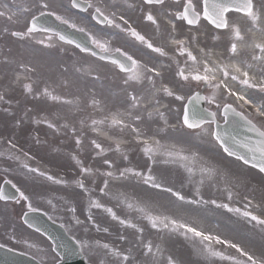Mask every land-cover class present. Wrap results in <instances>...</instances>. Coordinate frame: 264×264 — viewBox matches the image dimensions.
<instances>
[{"label":"snow or ice","instance_id":"obj_1","mask_svg":"<svg viewBox=\"0 0 264 264\" xmlns=\"http://www.w3.org/2000/svg\"><path fill=\"white\" fill-rule=\"evenodd\" d=\"M141 2L143 5L141 19L154 26L156 37L161 40L159 45L141 34L123 14L118 15L116 11H109L110 7L116 6V0H112L111 5L105 3L104 7L93 3V0H70L72 9H78L80 12L88 14L90 21L94 22L97 31L100 33L99 36L58 15L55 11L54 2H50V0H34V6L40 16L54 17L60 24L84 33L92 44L93 49H98L102 54L101 59L109 60L119 68L120 72L127 73L124 78L125 85H151V88L145 89V96L128 93L130 104L125 111H118L101 119L90 117V125L83 120L80 121L82 128L87 127L95 136H102L110 141V146L106 149L96 138H91L92 148L98 150L96 156L105 155L107 151H112L120 154L123 161L128 162L129 157L122 145L132 144L147 158L146 171L128 166L115 168L114 161L105 158L103 164L107 166L108 171H100L99 173L100 176L104 177L103 186L99 188L100 195H110L111 181L133 179L148 188L170 194L175 201L180 202L182 205L211 204L217 209L237 214L251 223L253 227H258L261 233L264 234V213L260 215L254 213L252 199H247L243 210L239 207H232L230 203L218 202L216 199H203L199 188L196 189L193 198L188 199L181 192L168 186L163 178L157 179V176L153 174L156 166L175 163H180V166L184 167L190 176L193 175L194 168L188 166V164L195 160V154L187 155L182 150L177 151L174 146L162 144L159 139H156L157 135L166 132V128H161L158 132L149 135L141 127L145 123V113L148 120L159 117L165 125H168L164 113L158 107H155V105L159 104V100L156 99L158 94L162 93L164 96L172 97L176 101L184 102L187 100V103L183 104V113L177 121L180 127L190 133L194 132L196 135L209 137L210 140L215 141L228 157H234L236 161L241 162L249 170H254L257 174L264 176V0H259V2L257 0H141ZM123 5L130 9L136 6L134 3H130L129 0H123ZM23 12L30 14V19L24 22V27L10 32L5 27V33L11 37L24 40L26 38L34 39V33L36 32L47 33L50 31L48 28L37 27L36 21L38 17L32 13L30 7L23 8ZM5 17L7 21L12 23L20 21V15L16 11L8 14L0 11V18ZM158 17L164 19L168 25L167 29H161V22ZM239 18H243L246 21V27L241 28L235 22ZM176 22H181V24L187 26V31L183 38L177 36L179 29ZM202 22H207L213 29L221 30V34L227 37L228 44L224 52L217 55L211 50L200 47L199 27ZM105 28L123 33L126 37L150 50L151 53L176 64V82L172 84L164 82L161 68L157 67L156 64L141 62L120 47L114 50L110 48V41L104 39L108 35L103 31ZM58 38L66 43H73L65 35L61 34ZM46 39L50 41L51 37H46ZM214 39H219V36L214 37ZM35 43L42 44L45 48L54 47L52 43H45L44 40H35ZM168 45L174 46L172 50L175 55H169V52L165 50ZM77 47H80L81 52L88 51L86 47H81L79 44H77ZM118 57L123 59H118ZM5 63H8V61L6 60ZM156 63L158 64L159 61ZM18 68L20 74L16 76L17 81L21 79V75L30 78L29 74L36 71L34 67L27 64H20ZM77 71H80V69H77ZM97 78L93 76V79ZM157 78H160L159 86H157ZM177 84L181 87L187 86L190 89L193 86L198 88L206 87L209 90V95L188 94L186 96L180 94L176 90ZM65 86H67V82H65ZM23 87L25 92L32 93L31 85L25 84ZM43 96L57 103H72L70 100L53 95L47 88L44 89ZM35 98L39 99L40 96L36 95ZM146 100H148L147 103L145 102ZM152 101L155 103L153 104ZM200 101L206 102L209 106L214 105L215 110H211V107L203 110H194L192 106ZM0 102L10 103L3 94H0ZM92 104L99 108V102L95 99H93ZM150 107L153 110H149ZM4 111L7 112L8 110L5 109ZM221 120H223L224 124L230 125L236 135L231 133L222 135L217 130L220 127ZM44 122L47 123L49 129L57 130L55 123L47 120ZM19 124L20 122L17 121V127H19ZM60 127L68 128V125L63 124ZM171 127L175 129L177 125H172ZM72 132L75 135L76 129L72 128ZM113 132L121 135L114 136L112 135ZM241 133L243 134L242 139L239 138ZM124 136L130 137V139H124ZM82 143L81 137L77 136L75 139L77 149L82 147ZM111 145H114V147ZM9 146L12 148L16 147L11 142H9ZM236 147L243 148L244 152L235 151L234 148ZM24 155L31 159L28 153H24ZM71 159L79 167L80 177H84L75 179V187L85 195H88L89 207L102 209L111 216L112 220H118L120 225L134 229L137 233H142L143 228L126 219H121L113 212L112 208L106 207L98 199H93L89 195L90 190L86 186L85 178L92 175V169L83 166L76 156H72ZM21 167L26 169L27 173L44 177L47 181L57 185H67L66 181L54 179L52 175L41 171L39 168L31 167L26 163L22 164ZM199 172L202 177L200 184L204 183V177L212 178L217 174L216 169L206 166H201ZM240 178L242 177H238V179ZM221 179L225 180L226 174H221ZM243 179L245 183L248 182L247 178ZM92 183H95V181L93 180ZM13 187L16 186L13 185ZM224 190L227 191V200L231 201L233 199L231 189L226 186ZM16 191L19 193L17 203L29 201V197L24 191L18 187ZM259 191L261 203L264 204V180L259 186ZM9 198V196L5 195L3 188L0 187V201L8 200ZM128 207L132 208L133 205L128 204ZM28 208L29 211H35L30 202L28 203ZM137 210L144 214V219L148 221L151 228L167 230L184 236L185 239L191 238L194 242H199L201 254L215 258L213 264H215V261H220L222 264L223 262H227V264H264V251L256 254L240 243L221 238L219 235L207 234L195 225L182 222L179 219L168 216H154L145 212L142 208ZM70 211L75 212V209H70ZM25 216H27V213H25ZM88 220L94 223L91 215ZM76 223L79 224L80 221L77 220ZM104 231L107 232V229L105 228ZM121 239H124V237H121ZM214 245L234 250V254H225L223 251L217 250ZM28 247L31 248L33 245L29 244ZM80 247L82 249L94 247L103 250L105 255L115 258L116 264H129L133 260L129 252L121 251L108 243H101L99 240L95 241L94 245H90L87 241H82ZM3 248L4 245L0 244V249ZM52 250L55 251V249ZM40 251H43V249ZM157 253H162L159 245L154 250L151 243L144 244L142 255L145 260L141 264H160L156 260ZM164 264H177V262L174 257L168 256Z\"/></svg>","mask_w":264,"mask_h":264},{"label":"rangeland","instance_id":"obj_2","mask_svg":"<svg viewBox=\"0 0 264 264\" xmlns=\"http://www.w3.org/2000/svg\"><path fill=\"white\" fill-rule=\"evenodd\" d=\"M10 1L15 6V11L19 13L20 21L15 25H11L0 20V33L5 27H7L9 31L12 29L20 30L24 27V22L30 14L23 12V8L30 7L34 14L38 12L34 6V0ZM50 2L55 3V10H59L65 6L63 0H50ZM257 2H259V0H257ZM4 5L10 10L6 0H0V6L7 11ZM66 10L68 15L77 18L73 19L75 24H80L79 16L69 11L67 5ZM2 35L3 37H1ZM35 40H44V37L34 34V39L26 38L25 40L19 41L11 38V36L5 32L4 34H0V94H3L6 100L13 102L15 97L22 93L21 90L18 89L19 82L22 79L19 81L16 80V76L20 74L17 64H27L34 67L37 70V76H33L32 74L31 76L35 78L36 82L37 89L35 95L27 94L26 92L24 97L19 99L18 103L14 104V107L19 111L24 106L27 108L32 107L33 112L40 115L41 110L47 108L45 106H49L52 108L51 111L55 116V119L51 122L54 121L53 123L57 125L60 119H62L67 125L75 128L76 133L74 135L72 130L60 127H57V130L49 129L43 126V120H40V125L34 126L30 124L32 121L31 115H21L20 121H22V124H20V129L17 128L14 130L12 135V128L14 127L13 122L0 111V178L2 176L8 177L13 182L17 183L18 187L29 197V201H24L19 205L0 204V235H4V237L5 235L7 237L12 236L16 239V242L17 238L20 239V243L14 242V244L27 248L30 251L32 250L45 264H52L56 258L48 250L45 241L23 230L21 225L16 221L20 212L28 203L30 202L33 204L36 201L38 205L47 209L54 218L63 222L69 228V232L80 243L82 241H87L90 245H94L97 240L101 243H108L112 247H119L121 251L129 252L130 256L133 257V260L130 261L129 264H141V262L145 260L142 251L143 245L146 244L147 234L144 233V231L142 233H137L134 229H129L120 225L118 220H112L111 216L102 209L90 208L89 203L87 202L85 204L86 201L83 202L82 200L84 196L88 198V195L81 193L75 185H70L72 183L71 179L66 181V186L64 184L54 185V183H48L45 180L35 177L37 176L36 174L27 172H25V174L22 173L23 168L21 165L23 162H17L19 158L27 160L41 171L68 177V175L73 172H79V167L70 157L71 155H75L83 166L92 169V175L85 178L88 179L87 188L96 189L93 185L97 184L99 187H102L103 177L100 175L95 177V174L100 171H108L107 166L103 164L105 158L114 161L115 168H120L123 165L145 168L147 162V158L143 153L132 149L133 145L129 146L126 150V154L129 157L128 162L123 161L120 154L112 151H107L105 155L96 156L98 150L93 149L90 143L91 138H95V136H92L89 128H82L80 124V121L83 120L86 124L90 125V117L95 118V107L92 104L94 94L104 101L99 107L100 112L111 114L118 111L123 112L128 109L130 101L127 94L133 93L131 86L126 85L124 87L125 94L123 97H121L122 90H118L120 99L115 98L111 96L110 92L102 84H94L93 75L90 73L94 71L95 65L87 56L80 54L70 46L62 45L53 40L49 41L54 45L52 48H45L42 44H36ZM227 44L223 45V47H219L221 49L225 48ZM6 60L8 63H5ZM77 69H80V71H77ZM65 82H67V86H65ZM94 85L96 89H94ZM44 88L50 90V93L53 95L59 96L65 100H70L72 103H57L43 96V94L40 93ZM36 94L42 95L40 100L35 98ZM79 99L80 102L78 101ZM106 110H108V112ZM164 117L170 123L174 120L166 114H164ZM161 121L163 124V120L158 118L155 121H145L142 125L145 126L146 124L148 128L145 129L148 134L151 135L157 132L156 127ZM2 129L4 130L3 137L1 134ZM113 133L118 136L121 135L120 133ZM30 136H36L37 139H32ZM77 136H80L83 141L82 147L79 149H77L75 145ZM157 136L161 142L174 144L187 155L188 151H196L199 154L197 158L200 157V159L207 161L206 163L210 168L216 169L217 174L210 178L212 184H209L213 185V188H204L202 185L201 188L197 187L200 189L201 194L205 195L207 198H209L210 195H212L213 199L216 198L215 196H223L225 194L224 188L227 186L232 191L234 190L233 193L238 197L243 194L252 198L254 201L259 200L258 202H261V199H259V197L261 198L259 188H252V184L256 182L260 186L264 179L255 175L253 171L251 173L248 171L245 172L241 167L238 168L231 164L230 160L228 158L226 159L221 154L215 142L210 140L209 137L205 135H196L194 132L190 133L189 131L178 135H166L161 133ZM44 138H48L49 142L45 143ZM9 142L15 144L16 147H10ZM102 145L106 149L108 148L106 145ZM111 146L114 147V145ZM24 153H28L31 159H28ZM171 167L174 170H167L169 172L168 177H174V174L183 168L180 166V163L171 164ZM93 172L96 173L93 174ZM221 174H226L225 180L221 179ZM29 176L32 178L29 179ZM238 177L242 178L238 179ZM243 178H247L248 182L245 183ZM163 179L166 180V178ZM93 180L95 183H92ZM131 182L136 183L137 181L133 179L111 181L109 192L113 195L106 196L101 203L106 207H110L106 203L116 206L114 211H117V216L143 228V230L144 226L141 225L144 221V217L137 218V214H140V212L137 210L138 208L134 204V200L132 201V208L125 205L124 209L120 204L121 200H118V202L112 198L114 195H118V197L131 195L142 198V204L151 209L148 211L150 214L160 217L168 216L190 224L189 213H192V209L187 211L190 205H182L180 202L178 203V201L173 199L174 202L170 204L171 199H169L170 196L167 193L163 196L159 195L160 198L154 200L152 192L149 191L148 188H144L146 185L137 182V184H135L138 185L137 188H142L139 189V192ZM190 188L191 189H189L187 193L193 195L194 189L197 188L193 186ZM89 195H91L93 199L99 200L100 196H98L97 193L89 192ZM235 195L231 201H228L226 196L224 201L230 203V205L231 203L234 205L237 204L236 201L238 198ZM69 200L75 202L77 206L75 212L70 211V209L74 208L68 204ZM123 201L125 202L124 199ZM244 204L245 203L240 202V204L233 207L243 208ZM194 210L195 212L198 211L196 208ZM223 212L224 213L219 217L226 223V225H224L226 227H223L225 230L218 229L210 224H205L200 228L204 231L215 233L222 238L240 243L256 254L264 251V234L261 233L258 227H253L252 224L241 219L239 220L236 217L233 218V215H230L226 210ZM262 212L264 213L263 204ZM205 213L207 215H215L217 212L215 210L211 212L203 210L200 217L203 219L207 218ZM90 215L93 217L94 223L88 220ZM82 219H84V222ZM77 220L80 221L79 224L76 223ZM228 224L232 226V229L227 227ZM105 228L107 232L104 231ZM151 229L152 230L149 231L152 234L154 230L153 228ZM155 233L156 235H149V240H155V244L159 245L162 249L163 255L162 253H157L156 256V260L160 262V264H164L167 256L174 257L177 264H200L197 262H190L188 245L186 246L185 242L183 245H180L177 236H173L172 233L168 234L166 230H162L159 234H157L158 231H155ZM121 237H124V239H121ZM29 244H32L33 247H28ZM41 249H43V251H40ZM84 251L94 264H101V262H103V264H116L115 258L105 255L103 250L93 247L84 249ZM228 254H230V252H228ZM159 256L164 259L162 260ZM204 261L206 264H210L205 258ZM223 264H227V262H223Z\"/></svg>","mask_w":264,"mask_h":264},{"label":"water","instance_id":"obj_3","mask_svg":"<svg viewBox=\"0 0 264 264\" xmlns=\"http://www.w3.org/2000/svg\"><path fill=\"white\" fill-rule=\"evenodd\" d=\"M39 224H41V225H44V223H41V222H38Z\"/></svg>","mask_w":264,"mask_h":264}]
</instances>
